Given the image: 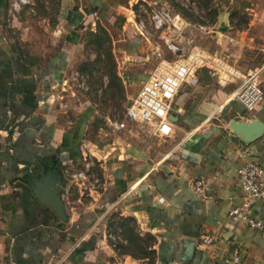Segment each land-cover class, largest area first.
<instances>
[{"label":"crops","instance_id":"0c3cea01","mask_svg":"<svg viewBox=\"0 0 264 264\" xmlns=\"http://www.w3.org/2000/svg\"><path fill=\"white\" fill-rule=\"evenodd\" d=\"M229 2L224 38L248 44L264 59V0ZM123 5L124 0H62L59 26L45 48L12 42L5 31L8 3L0 0V264H146L110 257L114 252L100 223L115 210L136 218L140 234L154 237L153 264H230L234 249L242 264H264V230L229 218L242 203L238 170L250 162L264 168V135L247 144L225 122L254 116L264 121V106L249 113L233 100L237 79L226 89L200 79L195 88L182 87L172 114L177 131L166 140V151L157 160L117 153L104 164L98 197L84 202L80 184L67 178L71 164L82 159L88 130L86 116L70 119L78 107L66 95L68 68L82 48V32ZM233 10L248 16L247 28H235ZM217 116L226 124H215ZM53 169L62 173L67 222L33 193L35 182ZM194 178L206 181V199L189 186ZM253 214L264 223V202L255 204Z\"/></svg>","mask_w":264,"mask_h":264},{"label":"rangeland","instance_id":"374dc122","mask_svg":"<svg viewBox=\"0 0 264 264\" xmlns=\"http://www.w3.org/2000/svg\"><path fill=\"white\" fill-rule=\"evenodd\" d=\"M6 1L11 21L5 31L12 42L28 47H50L59 26L62 0ZM228 1L124 0L121 9L105 11L97 23L82 32V48L71 61L66 75V95L78 107L72 111L70 119L75 121L79 115L87 119L86 142H82V146H89L84 148L87 160L81 154L80 163L71 164L67 172V178L72 182L74 174H84L75 180L79 186L74 183L84 202L98 197L103 191L104 164L120 151L122 156L134 151L152 160H157L166 151L168 141L154 137L147 128L129 125L125 130L116 131L111 126L125 119L130 100L161 62L171 64L180 58L168 50L164 35L184 49L182 58L190 56L192 47L205 57L207 63L197 68L199 84L216 83L223 89L231 83L236 85L233 79L237 78L229 79L224 75L219 61L225 69L242 74L262 67L264 59L251 52L253 49L248 44L240 46L234 40L224 38L223 31H229V28L224 30L221 25L225 7L230 5ZM160 13L172 17L157 30L153 17ZM230 13L231 17L235 16L236 29L247 28L248 16L240 15L236 10ZM225 25L229 27L227 23ZM70 119L65 117L63 124L67 125ZM213 121L220 124L223 119L217 116ZM225 122L229 128V118ZM104 146L108 148L104 150ZM120 214L112 211L100 223L105 232V245L114 252L110 257L117 263L126 256L125 260L130 262L138 260L153 264L154 237L139 233L136 218Z\"/></svg>","mask_w":264,"mask_h":264},{"label":"built area","instance_id":"2783aa9c","mask_svg":"<svg viewBox=\"0 0 264 264\" xmlns=\"http://www.w3.org/2000/svg\"><path fill=\"white\" fill-rule=\"evenodd\" d=\"M170 20L168 14H155L153 17L155 28L160 30ZM167 48L180 58L173 63L161 62L147 81L141 86L137 94L130 100L125 119L112 123L116 131L127 129L129 125L147 128L154 137L170 139L174 136L176 125L171 116L175 111L174 102L184 86L194 87L199 83L197 68L206 62L205 57L191 48V54L184 59V49L176 46L166 35L163 36ZM191 44V42H189ZM196 58L192 60V57ZM165 63H167L165 65ZM207 63V62H206ZM224 75L237 78L241 85L233 94V100L240 103L247 112H253L258 107L264 106V67L248 74L225 69L219 65ZM219 68V69H220ZM220 69V71H221ZM228 79V80H229ZM227 81V80H226ZM88 145H83V149ZM84 149V158L87 160V152ZM88 151H90L88 149ZM86 156V157H85ZM84 174H74L73 179L82 178ZM238 179L242 193V203L233 207L229 212V218L234 223H244L252 228L264 230V223L254 216L256 203L264 202V168L258 163H247L238 170ZM189 186L200 198L206 199V181L202 178H194L189 181ZM230 264H242V257L237 249L231 254Z\"/></svg>","mask_w":264,"mask_h":264},{"label":"water","instance_id":"95a60500","mask_svg":"<svg viewBox=\"0 0 264 264\" xmlns=\"http://www.w3.org/2000/svg\"><path fill=\"white\" fill-rule=\"evenodd\" d=\"M221 26L224 30L229 28L225 23H222ZM171 120L177 122L178 119L172 115ZM229 128L247 144L264 135V121L257 116L252 117L251 120H232L229 123ZM61 174L58 170L53 169L43 181L35 182L33 193L41 205L53 211L56 217L62 222H67L68 215L66 206L60 194Z\"/></svg>","mask_w":264,"mask_h":264},{"label":"bare ground","instance_id":"6f19581e","mask_svg":"<svg viewBox=\"0 0 264 264\" xmlns=\"http://www.w3.org/2000/svg\"><path fill=\"white\" fill-rule=\"evenodd\" d=\"M171 16V15H170ZM196 58V55H194L193 57H192V60H194Z\"/></svg>","mask_w":264,"mask_h":264},{"label":"trees","instance_id":"16d2710c","mask_svg":"<svg viewBox=\"0 0 264 264\" xmlns=\"http://www.w3.org/2000/svg\"><path fill=\"white\" fill-rule=\"evenodd\" d=\"M151 252H152V255H154V252L151 250Z\"/></svg>","mask_w":264,"mask_h":264}]
</instances>
